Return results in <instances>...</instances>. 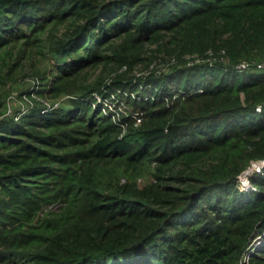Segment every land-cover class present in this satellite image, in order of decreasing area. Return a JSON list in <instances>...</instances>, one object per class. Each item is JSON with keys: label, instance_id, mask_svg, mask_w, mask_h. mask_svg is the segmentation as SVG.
Segmentation results:
<instances>
[{"label": "trees", "instance_id": "1", "mask_svg": "<svg viewBox=\"0 0 264 264\" xmlns=\"http://www.w3.org/2000/svg\"><path fill=\"white\" fill-rule=\"evenodd\" d=\"M262 61L264 0H0V264H264Z\"/></svg>", "mask_w": 264, "mask_h": 264}, {"label": "rangeland", "instance_id": "2", "mask_svg": "<svg viewBox=\"0 0 264 264\" xmlns=\"http://www.w3.org/2000/svg\"><path fill=\"white\" fill-rule=\"evenodd\" d=\"M32 84L31 79L30 78H24L21 81H19V83H15L14 84V89L10 92V96L8 98V105L10 106V110L9 111H14V110H18V109H24L27 107V103L19 98V93L21 90H27L30 85ZM260 167L256 164H253L250 168H248L247 172L244 173L242 175L241 178V188L246 189L248 188L247 185H249V175L251 174V172L253 171H260ZM150 178V174L146 173L143 174L142 176H140L139 181L144 182L145 179H149Z\"/></svg>", "mask_w": 264, "mask_h": 264}, {"label": "built area", "instance_id": "3", "mask_svg": "<svg viewBox=\"0 0 264 264\" xmlns=\"http://www.w3.org/2000/svg\"><path fill=\"white\" fill-rule=\"evenodd\" d=\"M247 66H248V63H247V62H241V63L238 65V68L243 69V68H245V67H247ZM260 66L264 67V61L261 62ZM258 109H260V107H259ZM256 163H257V165L261 168V167L263 166V164H264V161L254 162L253 164H256ZM246 172H247V171H246ZM246 172H245V173H246Z\"/></svg>", "mask_w": 264, "mask_h": 264}]
</instances>
